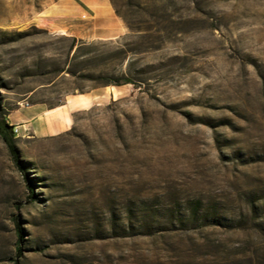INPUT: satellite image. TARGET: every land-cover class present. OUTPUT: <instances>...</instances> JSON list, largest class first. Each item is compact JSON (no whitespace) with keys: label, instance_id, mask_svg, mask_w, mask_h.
Here are the masks:
<instances>
[{"label":"rangeland","instance_id":"374dc122","mask_svg":"<svg viewBox=\"0 0 264 264\" xmlns=\"http://www.w3.org/2000/svg\"><path fill=\"white\" fill-rule=\"evenodd\" d=\"M109 2L0 0V119L105 94L0 138V264H264V0Z\"/></svg>","mask_w":264,"mask_h":264},{"label":"crops","instance_id":"0c3cea01","mask_svg":"<svg viewBox=\"0 0 264 264\" xmlns=\"http://www.w3.org/2000/svg\"><path fill=\"white\" fill-rule=\"evenodd\" d=\"M65 3L69 6L68 15L74 19L73 22H78L83 12L100 20L104 26L99 31V37L114 39L126 32L124 23L114 14L109 0H65ZM74 34L80 35L79 32ZM104 95L96 89L87 94L72 95L54 107L41 103L22 104L11 113L8 123L19 125L35 137L60 135L73 127L76 113L98 103Z\"/></svg>","mask_w":264,"mask_h":264},{"label":"trees","instance_id":"16d2710c","mask_svg":"<svg viewBox=\"0 0 264 264\" xmlns=\"http://www.w3.org/2000/svg\"><path fill=\"white\" fill-rule=\"evenodd\" d=\"M105 79L106 80L108 79L106 82L107 83L106 85L121 86V85L130 83V80L125 77L105 78ZM12 129H13L12 126L5 119H0V138L2 139V141L8 148L12 158L18 163L17 150L15 146V138H14V133ZM198 209H196L193 212V215H195V212L198 213ZM16 230L18 233V237L21 240L23 231L18 224L16 225ZM19 250H20V247H18V251Z\"/></svg>","mask_w":264,"mask_h":264},{"label":"built area","instance_id":"2783aa9c","mask_svg":"<svg viewBox=\"0 0 264 264\" xmlns=\"http://www.w3.org/2000/svg\"><path fill=\"white\" fill-rule=\"evenodd\" d=\"M12 130H13V133L15 134V135H18L19 134V131H20V126L19 125H14V126H12ZM22 131H26V129H24V128H22L21 129Z\"/></svg>","mask_w":264,"mask_h":264}]
</instances>
